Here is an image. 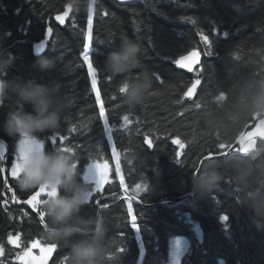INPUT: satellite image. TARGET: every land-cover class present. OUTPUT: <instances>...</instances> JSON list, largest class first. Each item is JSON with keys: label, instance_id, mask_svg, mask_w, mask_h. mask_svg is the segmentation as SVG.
Returning <instances> with one entry per match:
<instances>
[{"label": "trees", "instance_id": "trees-1", "mask_svg": "<svg viewBox=\"0 0 264 264\" xmlns=\"http://www.w3.org/2000/svg\"><path fill=\"white\" fill-rule=\"evenodd\" d=\"M70 2L0 0V27L10 31L6 44L14 54L6 78L34 79L49 86L61 83L72 103L58 131L38 134L44 148H71L78 180H84L90 165L110 167V178L102 192L93 194L81 209V214L87 215L109 204L101 208L106 214L126 217L122 226L107 234L106 239L115 238L117 251L121 250L106 264H167L170 241L176 236H184L189 242L180 264H264V227L236 201L227 172L221 187L212 193H194L174 203L142 208L117 198L100 200L123 186L145 204L192 193L190 177L202 157L227 149L219 148L221 128L209 124L206 114L230 110L233 70L264 75V0H94L90 11L72 9L63 26L51 20L47 48L35 55L32 43L44 37L47 20ZM124 33L138 39L143 49L141 63L131 75L145 70L151 75L144 102L135 108L121 102L117 88L122 78L101 70L103 60L117 49L119 35ZM194 48L202 53L200 66L191 73L177 68V58ZM85 54L96 72L95 90L83 60ZM40 56L48 58L50 68L41 70L36 65ZM193 84L197 87L188 96ZM11 98L0 105V140L10 146L8 165L17 141L3 130ZM25 108L31 111V105ZM147 137L152 147L146 145ZM255 139H259L258 134ZM9 184L18 196L35 191H22L10 177ZM141 186L136 193L135 188ZM7 194L0 159V264H21L18 256L36 240L56 245L46 264H67L63 243L47 233L33 213L3 206L2 197ZM129 205L136 217L135 228ZM43 220L47 226L46 216Z\"/></svg>", "mask_w": 264, "mask_h": 264}, {"label": "clouds", "instance_id": "clouds-1", "mask_svg": "<svg viewBox=\"0 0 264 264\" xmlns=\"http://www.w3.org/2000/svg\"><path fill=\"white\" fill-rule=\"evenodd\" d=\"M94 0H71V8L90 11ZM10 31L0 27V105L10 96L3 122V130L25 146L18 164L16 184L22 191L47 188L49 194L38 201L47 218V231L66 248L67 264H106L118 256L115 238H107L110 230L126 221L123 215L106 214L95 209L87 215L81 209L89 203L93 185L78 180L75 155L60 148L45 149L38 134L53 133L61 128L71 97L59 82L50 86L34 79H7L14 54L6 44ZM113 38L108 41L111 42ZM143 49L138 39L127 33L119 35V45L103 60L101 70L113 77H121L117 92L123 105L135 108L144 102L151 86V75L141 71L131 75L141 63ZM36 65L45 70L51 62L40 56ZM230 77L231 107L208 112L209 124L219 125L222 143H231L242 133L250 118L256 117L264 129V75L245 74L241 68ZM31 105V111L25 105ZM249 151L230 155L225 161H210L196 175H191V190L198 195L210 194L221 187L226 172L236 201L251 212L254 221L264 227V135H258ZM33 142H38L35 146ZM111 254V255H110Z\"/></svg>", "mask_w": 264, "mask_h": 264}, {"label": "snow or ice", "instance_id": "snow-or-ice-1", "mask_svg": "<svg viewBox=\"0 0 264 264\" xmlns=\"http://www.w3.org/2000/svg\"><path fill=\"white\" fill-rule=\"evenodd\" d=\"M65 15H67V13H65ZM58 19L60 20L61 23L64 22L63 16L58 17ZM88 24H89L88 39L91 40L92 39V31H91V29H92V17H91V15H89V17H88ZM203 39H204L205 43L208 42L207 36H204ZM85 47L87 48V45H85ZM40 48H43V44H41L39 46V49ZM83 60H84L85 64H87L89 75L92 76L91 84H92V88L95 90L96 86H97V80L95 78L96 72L93 68V64L90 62L89 56L87 54L84 55ZM199 60H200V54L196 50H193V51L189 52L186 56H181L179 58V60H177L175 63L177 65L182 66L183 68L191 70L192 65L198 63ZM197 83H199V81H197ZM196 87H197V84L192 85L191 91H190L188 96L192 95L193 89ZM96 99H97V101H99V99H100L99 94H97ZM101 109H103V108H101ZM101 109H100V111H101ZM103 112H104V109H103ZM104 116H105V112H104L103 116H101V117L103 118ZM253 118L258 119L256 117H253ZM128 119L129 118L127 116L124 117V121L126 123L128 122ZM105 124L107 125V121H105ZM255 129H256V126H255ZM255 137H257V132L254 130L249 131L246 134L241 133L240 136L238 137V139H239V147L238 148H234V146L231 143H227V144L226 143H220L219 148L220 149L227 148V149H229V153L213 154L212 152H209L206 159L214 160V159H217L220 155H228L232 151H235V152L240 153V154H246L249 151V147H250L249 141L251 140L252 143L254 144ZM53 139L55 140V138H53ZM37 143L38 142H33L32 145H29L28 147L35 146ZM177 143H179V142H176L173 144H177ZM42 146L44 147V144ZM149 146H151L150 143H149ZM2 147H3V142H0V148H2ZM181 147H183V146H181ZM25 150H26L25 146L19 145L18 155L15 157V162H10L11 163V175H12V177H16L19 174L18 173V164H19ZM61 150L69 151V152L73 153L71 148H62ZM113 151H115V150L113 149ZM180 155H181L180 152L176 153V156L180 157ZM3 157H4V152L0 151V159H3ZM77 167H78V165H77ZM107 178H108V167L106 164L105 165L96 164L94 166H89L86 170L85 180L86 181H92L95 184V187L93 188L92 193L99 190V189H102ZM41 193H46V195H48L49 190L47 188L39 189V191H37L34 195L30 196V198L26 201V203L29 205H32L35 208L36 205L38 204L37 197L40 196ZM105 207H107V206L105 205ZM128 214L130 216H132V206L131 205H129V207H128ZM39 216L41 219H43L45 217L44 213L41 211L39 212ZM135 220H136V217L132 216V226L134 228L136 227ZM33 246L35 247L36 245H33ZM55 248H56L55 244H51L47 248H41L42 255H41V257H39L40 264H44V261L48 258V255L50 253H52ZM0 252H2V249H0ZM29 255H30L29 252H25V254H24V256H29ZM23 258L24 257H21V259H23ZM32 259L36 260L37 258L32 257Z\"/></svg>", "mask_w": 264, "mask_h": 264}, {"label": "water", "instance_id": "water-1", "mask_svg": "<svg viewBox=\"0 0 264 264\" xmlns=\"http://www.w3.org/2000/svg\"><path fill=\"white\" fill-rule=\"evenodd\" d=\"M117 1H119L121 3H126V2H129V1H132V0H117ZM70 5H71V2L70 3H67L64 6V10L62 12H59V13L53 15L50 19L47 20V26H46V29H45L44 37L42 38V40H40L38 42L32 43V51H33V53L35 55H41V54H43L45 52L46 48H47L48 42H49L50 37L52 35V29L50 27L51 20H53L55 22V24L60 25V26H63V25L66 24V22H67V20H68V18L70 16V14H71V10H72V8H71ZM65 13H67V15H65ZM61 16L64 17V22L63 23H61L60 20L58 19V17H61ZM41 44H43V48H40L39 49V46ZM193 50H196L200 54V60H199V62L196 63V64H193L191 70L186 69V68H183L182 66L177 65L175 63V65H176L177 68H179L181 70H184V71H186L188 73H191L198 66H200L201 61H202V53L197 48H194V49L190 50L189 52H191ZM189 52H187V53H185V54H183L181 56H186ZM180 57H178L177 60H179ZM259 124L260 123H259V120L258 119L252 118V120L245 125V127L242 130V133H245L246 134L249 131L255 130V126L257 128ZM239 136H240V134H238V136L235 138L234 142L232 143V145L234 146V148H238L239 147V139H238ZM0 142H3V147L1 148V150L4 152V157H3V159H1V162H2V170H3V183H4V188L5 189H8L13 194L14 199H15L16 193H15L14 189L9 184V165H8V158H9V155H10V146H9V144L5 140H0ZM145 142H146V145L148 147H152V143H151L149 137L146 138ZM149 143L151 144V146H149ZM221 153H229V149H226V150H224ZM236 154H239V153H237L235 151H232L230 154H228V155H220L217 159H214V160H208V159H206V157L208 156V154H207L204 157H202V159L199 161L198 168H197V170H196V172H195L194 175H196V174L199 173V171H200V169H201V167H202V165L204 163L209 162V161H215V160L225 159V158H228L230 155H236ZM37 191H39V189H37L35 191V193ZM44 194H46V193H41L40 196H42ZM118 194H122V197L119 198L118 200L129 201V202H132V203H136V204H139L142 208H150V207H154L156 205H159L161 203H174V202H177V201H179V200H181V199H183L185 197L192 196L194 194V192H192L189 195H184V196H181V197L171 198V199H164L161 202L152 203V204H145V203H143L137 196H134V195L130 194L125 189H121L119 193H113V194L104 195L102 198L108 199V198H111V197H115ZM40 196L37 197V200L38 201H39L38 198ZM26 201H23L22 202V205L29 206V204H27ZM108 205L109 204H106V206H108ZM102 207H105V205L99 206V209H101ZM34 213H35L37 219L39 220L40 224L42 225V227H44L45 230H46V232L49 233L47 231V226H46L44 220L40 218L38 211L35 210Z\"/></svg>", "mask_w": 264, "mask_h": 264}, {"label": "rangeland", "instance_id": "rangeland-1", "mask_svg": "<svg viewBox=\"0 0 264 264\" xmlns=\"http://www.w3.org/2000/svg\"><path fill=\"white\" fill-rule=\"evenodd\" d=\"M255 131L257 132L258 135H264V129L261 128L260 124L258 125V128ZM18 147H19V144H18V141H16L14 143V146H13V152L11 155L10 162H15V157L18 155ZM90 166H94V164L90 165ZM107 167H108V178L105 181V183L110 178V167L109 166H107ZM115 172H116L117 176L119 177L120 176V170L118 167L115 168ZM85 174H86V171H85ZM85 174H84V180H85ZM9 176L13 180L16 179L15 177H12V175H11V163L9 164ZM89 182L92 183L93 188H94L95 187L94 182H92V181H89ZM123 188H125V186H123ZM141 188H142V186L135 188V192L139 193ZM102 190H103V188L93 192L91 194V196L93 194H97L98 192H102ZM91 196H90V198H91ZM198 232L200 233V230H198ZM16 243L17 242L14 241V244H16ZM33 245H36V246L34 247ZM188 245H189V242L184 236H176V237L172 238L170 241V248H169V261L167 264H180L181 259L183 258L184 254H185V251L188 249ZM48 246H50V245H45L44 243H41L40 241H37V240L33 241L29 244L28 248L26 250H24L18 256V260L20 261L21 264H40L39 257H41V255H42L41 248H47ZM25 252H29L30 255L24 256ZM50 254L48 255V257L50 256ZM21 257H24V258L21 259ZM32 257H36L37 259L33 260ZM47 259L44 261V264L47 263Z\"/></svg>", "mask_w": 264, "mask_h": 264}, {"label": "flooded vegetation", "instance_id": "flooded-vegetation-1", "mask_svg": "<svg viewBox=\"0 0 264 264\" xmlns=\"http://www.w3.org/2000/svg\"><path fill=\"white\" fill-rule=\"evenodd\" d=\"M10 177V176H9ZM10 179H12L11 177H10ZM13 180V179H12ZM15 182H16V179H15ZM10 186H11V184H10ZM12 187V186H11ZM13 188V187H12ZM14 189V188H13ZM17 189V188H16ZM122 189H125L127 192H128V190L126 189V188H122ZM6 190H8V189H6ZM37 189H35V191H36ZM15 191V190H14ZM35 191L32 193V194H30V195H27V196H25L26 194H24V193H22L20 196H18V194H16V197H15V199H14V196H13V194L10 192V194H7V195H3V206L4 207H6V209H17V211H19V212H23V213H25V214H27L29 211L31 212V213H33L34 215H35V213H34V211L36 210V211H38V213L41 211L40 210V205H39V203L36 205V207L34 208L32 205H29V206H27V205H22V202L23 201H26L27 199H29L30 198V196L31 195H34V193H35ZM120 192V191H119ZM119 192H115V193H119ZM16 193V192H15ZM46 197V194H44V195H42V196H40L38 199L39 200H41V199H43V198H45ZM122 197V194H118L117 196H115V197H111V198H117V199H119V198H121ZM102 199H105V198H101L100 197V200H102ZM108 199H110V198H108ZM104 205H106V204H104ZM36 216V215H35ZM42 226V225H41Z\"/></svg>", "mask_w": 264, "mask_h": 264}]
</instances>
